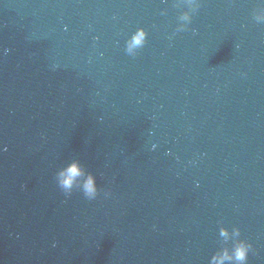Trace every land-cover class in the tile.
I'll return each mask as SVG.
<instances>
[{
    "label": "water",
    "instance_id": "1",
    "mask_svg": "<svg viewBox=\"0 0 264 264\" xmlns=\"http://www.w3.org/2000/svg\"><path fill=\"white\" fill-rule=\"evenodd\" d=\"M196 4L0 0V264H264V0Z\"/></svg>",
    "mask_w": 264,
    "mask_h": 264
},
{
    "label": "clouds",
    "instance_id": "2",
    "mask_svg": "<svg viewBox=\"0 0 264 264\" xmlns=\"http://www.w3.org/2000/svg\"><path fill=\"white\" fill-rule=\"evenodd\" d=\"M190 3H192L193 8L198 6L196 0H190ZM180 19L181 21L190 22L191 13L185 12ZM181 27L183 28V25ZM147 40L148 32L144 28L137 29L127 41V53L134 54L135 50L145 46ZM153 148H155V145H153ZM56 180L66 195H70L74 188H80L87 199L94 200L100 193L95 175L87 173L79 160H75L67 167L61 168L56 174ZM105 195H108V193H105ZM220 234L228 240L233 236L239 237L241 229L235 227L230 233L227 228H222ZM251 248L252 244L247 240L236 239L231 248H224L213 255L211 264H247Z\"/></svg>",
    "mask_w": 264,
    "mask_h": 264
}]
</instances>
